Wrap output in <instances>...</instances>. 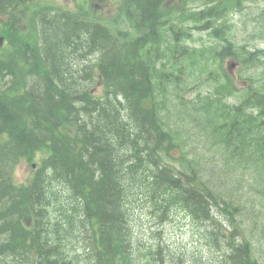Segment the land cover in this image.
I'll return each mask as SVG.
<instances>
[{"label":"trees","instance_id":"obj_1","mask_svg":"<svg viewBox=\"0 0 264 264\" xmlns=\"http://www.w3.org/2000/svg\"><path fill=\"white\" fill-rule=\"evenodd\" d=\"M163 1L123 0V10L112 16L106 27L87 23L70 13L44 15L42 47L34 48L30 54L27 49L21 52L30 56L26 58L28 62L8 64L2 58L4 54L1 55L0 81L9 79L0 86V264H72L74 259L69 258L67 250L62 254L58 250L66 245L71 228L78 222L84 224L80 227H90L91 234H99L94 244L86 248L89 253L96 252L95 264H115L114 256L121 252L129 239L127 229L134 224L132 217L128 220L123 214L128 209V192L124 187L128 174L135 171L141 189L144 187L150 196L146 208L154 207L157 220L167 219L173 206L181 201L185 203L179 208L190 215L196 212L192 203L199 210L205 209L201 200L204 193L199 188L183 184L168 166L160 169L158 165L153 166L158 150L165 146L164 137L171 135L155 118L162 119L163 110H178L180 103L168 98L154 102L147 97L152 94V77L156 75L178 81L180 76L175 72L179 71L184 84H189L202 68L209 67L210 53L224 61L232 50L243 52L229 42L233 23L229 22L230 15L227 16L242 0H215L201 12L190 9V0H174L172 9L176 15L182 13V28L173 39L166 40L159 22ZM195 1L205 4L209 0ZM8 2L0 0V8ZM199 19L205 20V27H213L205 29H210V35L221 42L197 50L179 43L182 35L192 36L188 25ZM118 23L138 27L140 37L128 35ZM179 55L184 56L182 65L181 61L173 60ZM161 57L166 60L162 62ZM90 58L102 61L97 70L107 86L118 93L106 103L95 102L86 85L82 86L75 77L81 73L94 74L96 65L90 66ZM197 65L200 70H195ZM206 74V78L214 79L213 70ZM49 93L55 97L50 94L45 103ZM218 93L217 87L212 95L199 90L191 104L193 107L185 104L182 96L181 100L183 106L194 111L198 126L209 139L214 138L213 142L223 151L229 149L236 158L246 157L255 163L264 180V144L247 155L249 144L242 136L244 125L239 134L232 128L241 119L237 106L218 100ZM79 101L88 104L75 105ZM55 110L60 114L56 115ZM82 114L92 121L91 129L84 121L79 126L80 133L66 128L67 122L72 123L71 118L76 121ZM101 138L107 143H102ZM252 139L264 140V136H252ZM51 142L55 153L51 155L50 151L42 161L51 172L48 177L52 182L58 179L74 188L70 193H63L62 198L52 196L49 180L33 184L34 187L44 184L38 194V190L29 191L14 179L15 166L22 161L33 162L37 154L47 151ZM182 159L196 174L192 159L185 155ZM155 181L158 188L153 184ZM99 186L107 187L103 194ZM171 186L177 193L167 199L166 192ZM54 205L57 207L52 208ZM55 211L68 212L70 219L66 225L54 227L51 218ZM207 232H201V237L206 239ZM222 235L223 239L227 238L224 233H212V241L220 245ZM226 242L229 246H223L222 250L225 261L257 264L250 255L248 243L231 247L233 241ZM171 260L172 264H183Z\"/></svg>","mask_w":264,"mask_h":264},{"label":"rangeland","instance_id":"obj_2","mask_svg":"<svg viewBox=\"0 0 264 264\" xmlns=\"http://www.w3.org/2000/svg\"><path fill=\"white\" fill-rule=\"evenodd\" d=\"M43 1L44 0H35V2ZM111 3L113 9H115V2L111 0ZM69 5L73 6L72 2H69ZM234 21L236 23L235 34L237 41L243 44H248L251 48H264V0H252L248 2L242 12H238L235 14ZM201 38L203 41L208 42V39L205 34H201ZM202 40L198 42H201ZM197 44L200 45L199 43ZM228 63L229 62H226V64ZM238 68L239 65L235 64L232 67V72L236 73L238 71ZM75 77L76 79L80 80V84H82V86L87 81V76L84 73L76 75ZM258 83L259 85L264 84L263 72L260 78L258 79ZM238 86L241 87L244 85ZM197 91V89L193 90L191 93L188 94V96L190 98H194V94ZM50 94L55 97L54 93H49L47 96V101H45V103L49 101L48 98ZM55 101H57V99ZM79 103H81L82 105L88 104L87 102L83 103L79 101L76 102L75 105H79ZM55 111L54 112L56 115L60 114L59 111ZM188 126L193 130L192 139L186 145V150L189 152V156H193V152L191 151V148H193L203 159L210 160V158L206 157L203 154V147L209 145V142L204 132L200 130V128H198L195 124ZM102 132L104 133L103 130ZM101 139L102 143H107L105 139ZM176 166H180V164L176 163ZM246 168L249 172L244 171L240 168L236 170V173L238 174V177L236 179V185L241 188L242 192L244 193V197H246V200H244L243 203H246L247 207L252 208L254 211L249 215H244L243 227L248 233V236L255 239L257 244L256 254L262 261H264V193L260 180L258 179L257 174L255 172V169L251 166H246ZM16 172L18 179L25 181L31 172V166L27 164H22L18 167ZM218 184L222 186V183ZM43 186L44 184H41L40 189ZM106 188L107 187L99 186L98 189L100 190V194H103ZM213 194L215 195L216 200V205L213 206V208H215L214 212L216 213L218 211V217L221 215L224 218L223 211L219 210L220 206L221 208L223 207V203L221 199L216 197V191H214ZM42 200L43 199L39 201L40 204H42ZM246 211L247 210H245V212ZM177 215L178 217L175 219L174 222L168 223L166 226H163L161 224L160 227H153V229H156L158 230V232H160L159 235L163 237L164 245L169 246L170 248H172V250L177 249L179 246H184L188 251L196 250L203 256L202 262H195L192 258H190V264H228L226 261L220 260V256L223 259L221 254L222 252L221 250H217V248L214 247L215 243L210 242L209 240H205L197 233L198 230L201 231L199 226H196L190 220H184V217L180 216V214ZM212 217L219 221L216 215L212 214ZM209 221L211 223L214 222L211 219ZM118 224L119 219L118 222H116V225ZM229 226L233 227L231 224H229ZM198 240H200V242H198ZM222 245L226 247L228 246L226 245V242L224 240L222 241ZM170 251L171 250H166L167 254H169Z\"/></svg>","mask_w":264,"mask_h":264}]
</instances>
